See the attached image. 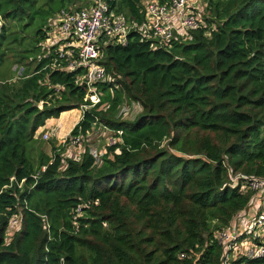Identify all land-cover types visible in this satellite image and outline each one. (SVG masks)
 <instances>
[{"label": "trees", "instance_id": "16d2710c", "mask_svg": "<svg viewBox=\"0 0 264 264\" xmlns=\"http://www.w3.org/2000/svg\"><path fill=\"white\" fill-rule=\"evenodd\" d=\"M39 1L0 0V264H226L217 234L264 197L246 186L264 181V0H202L206 27L169 48L135 32L124 46L98 37L107 82L71 135L96 123L121 142L100 165L84 148L64 166L61 154L34 160V136L79 109L86 88L43 43L51 19L88 3ZM104 1L142 22L144 0ZM124 102L140 104L133 120L117 119Z\"/></svg>", "mask_w": 264, "mask_h": 264}, {"label": "built area", "instance_id": "2783aa9c", "mask_svg": "<svg viewBox=\"0 0 264 264\" xmlns=\"http://www.w3.org/2000/svg\"><path fill=\"white\" fill-rule=\"evenodd\" d=\"M206 7L207 3L202 0H146L144 4L142 2V22L128 23L121 16H117L104 0H90L88 4L77 11L73 10L69 13L61 11L56 15L52 22L55 33L51 43L56 45L55 54L57 55L53 67L66 73L81 70L82 73L76 76L75 84L86 88L83 104L79 105V109H76L80 113L76 125L83 118L85 112L100 104L102 93L98 90V85L107 82V72L101 63L103 53L98 46V37L124 46L127 44L128 35L135 32L143 39L155 41L169 48L170 42L176 38V35L184 36L189 31L206 27L207 23L202 16L203 9ZM58 21L62 22L60 24L55 23ZM206 34L209 35L208 32ZM45 41L49 42V37ZM59 88L63 90L62 87ZM125 103L127 102L123 104ZM121 108L124 112H137V114L141 112V106L138 102H131ZM95 127L96 123L93 130ZM110 131L113 137L107 140L108 148L121 142L119 140L120 132ZM89 134L87 133L85 137ZM42 138L47 140L48 133L43 134ZM83 138L84 136L79 134L70 137L69 141L72 146H77L81 144ZM88 153L95 165H100L105 150L92 149L88 150ZM52 162L53 159L49 164L51 165ZM45 170L46 167L43 166L41 172ZM38 175L39 173L33 178L37 179ZM23 181L18 184V188L22 186ZM246 186L255 192L264 191V181L249 180ZM258 208V214L255 208H251L250 213L247 212L246 215L241 213L237 227L222 230L217 234L218 243L226 248L224 258L226 264L239 257H245L248 260L264 258V236L257 231L258 227H264V197ZM79 211L81 212L80 207L76 209L73 221L78 218ZM255 214L257 215L254 225L249 227V222H252L251 217ZM245 216L248 218H244ZM244 220H247L248 224L241 228L240 221ZM17 225L18 217L14 216L9 222V228H15ZM244 240H248L252 246L245 254H240L237 245ZM257 241L260 243H256ZM59 264H64L62 259Z\"/></svg>", "mask_w": 264, "mask_h": 264}, {"label": "rangeland", "instance_id": "374dc122", "mask_svg": "<svg viewBox=\"0 0 264 264\" xmlns=\"http://www.w3.org/2000/svg\"><path fill=\"white\" fill-rule=\"evenodd\" d=\"M45 0H40L38 5H41ZM90 0H81L77 3V5H80L81 2H86L88 3ZM146 0L142 1L143 4L145 3ZM54 19H51L49 21V30H48V36L49 37V42L45 41L43 43V51H49L51 47H53L54 45H52V41H53V34L55 33L54 29H53V22ZM208 32V31H206ZM46 37V38H47ZM29 44V42H26ZM25 43V44H26ZM30 62V61H27ZM17 65L11 63V65L9 66V69H11L12 71H14L16 69ZM21 70V68H20ZM20 71L17 72L16 77L19 75ZM58 89V90H57ZM57 90V91H56ZM63 90H61V88L59 87H55V93L58 95V97L60 96V92H62ZM127 103L123 104V106H126ZM122 106V107H123ZM39 109L42 108V104L39 103L37 106ZM79 110H72L70 112H66L63 113L62 115H60V117L58 119H56L53 125H50V128H42L40 130H37L34 138L36 141H34V143L32 144V152H31V157L36 160L39 161V159L42 157V155L45 156H49L50 160L52 161V159L55 157V154H61L62 158H63V162H62V166L65 165V159H79L81 157V153L83 152L84 148H88V150H92V149H97V150H106L108 148V146L106 145L107 140L111 137H113L112 132L110 131V129L108 130L107 128H105L102 124L96 125L95 129L93 130V128L91 129L92 131H89L88 133H90L87 137L84 136V139L81 140V144L77 145V146H72L70 144L69 138L72 137L73 135H71L72 130L74 129L78 119L80 118V113L78 112ZM122 113V114H121ZM137 112L134 113H129L128 111H122V108L119 109L116 117L117 119H122V120H131L134 117H136ZM136 115V116H135ZM82 120V119H81ZM47 122V121H46ZM45 122V124H47ZM73 125V128L68 132V129ZM48 133V139L44 140L42 138V135ZM87 134V133H86ZM35 161V163H37ZM252 208H255V210L259 211L258 206H251ZM82 213L79 211V215L80 216ZM253 215L251 217V221L249 222V227H252L254 225V221L256 219V215ZM239 222V221H238ZM237 222V223H238ZM77 223L75 222V225ZM257 231L261 234H263L264 236V227H258ZM264 240V238H263ZM238 252L240 254H245L247 252V250L252 246V243H250L248 240H244L243 242H239L238 243ZM232 260V259H230Z\"/></svg>", "mask_w": 264, "mask_h": 264}, {"label": "crops", "instance_id": "0c3cea01", "mask_svg": "<svg viewBox=\"0 0 264 264\" xmlns=\"http://www.w3.org/2000/svg\"><path fill=\"white\" fill-rule=\"evenodd\" d=\"M55 121V119H51V120H48L46 123V125H45V127L48 129V128H50L51 126L50 125H53L54 123H56V122H54ZM73 128V125L68 129V132L71 130ZM244 218H248V216L246 217H244ZM247 224H248V221L247 220H244V221H240V227L242 228H244V227H246L247 226Z\"/></svg>", "mask_w": 264, "mask_h": 264}, {"label": "water", "instance_id": "95a60500", "mask_svg": "<svg viewBox=\"0 0 264 264\" xmlns=\"http://www.w3.org/2000/svg\"><path fill=\"white\" fill-rule=\"evenodd\" d=\"M62 21H58V22H55V23H58V24H60ZM34 106H38V104L37 103H35L34 104Z\"/></svg>", "mask_w": 264, "mask_h": 264}]
</instances>
